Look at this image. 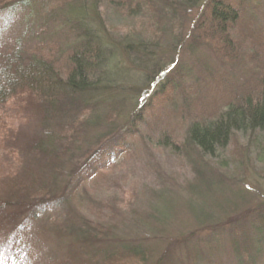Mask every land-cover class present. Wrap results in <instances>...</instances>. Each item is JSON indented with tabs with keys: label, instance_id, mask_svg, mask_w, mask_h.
<instances>
[{
	"label": "trees",
	"instance_id": "16d2710c",
	"mask_svg": "<svg viewBox=\"0 0 264 264\" xmlns=\"http://www.w3.org/2000/svg\"><path fill=\"white\" fill-rule=\"evenodd\" d=\"M37 1L0 0V35L20 26L16 41L0 39V152L6 158L0 176L7 172L0 177V264H202L195 248L213 253L225 239L232 253L225 264H264V206L228 227L217 215L223 227L204 228L213 240L153 257L140 232L162 234L167 214L180 205L161 185L148 188L152 201L141 219L134 211L118 221L125 195L119 200L107 191L122 182L128 187L125 173L139 160L140 144L164 149L171 141L170 152L195 176L191 184L180 177L179 189L190 198L214 181L228 188L227 166L237 170L229 177L240 175L241 153L224 157L236 133L258 139L264 162V0H93L86 8L80 0H57L54 8ZM99 1L118 17L133 20L143 11L151 19L125 23L124 33L112 30L103 20L109 12H95ZM192 10L198 18L185 34L181 19ZM171 41L176 54L163 59ZM205 48L246 80L208 69L190 76L177 66L185 54ZM138 83L144 89L130 98ZM174 124L180 136L172 134ZM204 157H219V167ZM99 183L106 203L94 193L105 194L95 188ZM209 215L197 219L200 229ZM127 228L135 234L126 235Z\"/></svg>",
	"mask_w": 264,
	"mask_h": 264
},
{
	"label": "rangeland",
	"instance_id": "374dc122",
	"mask_svg": "<svg viewBox=\"0 0 264 264\" xmlns=\"http://www.w3.org/2000/svg\"><path fill=\"white\" fill-rule=\"evenodd\" d=\"M42 0L37 1V6L39 2ZM47 6H56L57 0H46ZM57 1V2H56ZM81 3H83V8L88 7L89 4L94 6L93 0H80ZM235 2V1H234ZM59 3H62V0H59ZM56 4V5H55ZM34 6V7H35ZM40 6V5H39ZM38 6V7H39ZM54 8V7H53ZM97 8V11H105V9L109 12L107 17L104 20L108 25L111 26L112 30H119L121 33L127 32L128 29L124 27L125 23H129L130 21H133V23L136 26H139L142 21L145 20V16L147 15V18L145 21L150 20L151 16H149L148 13L140 11L138 14V18L130 19V18H122L116 16L118 14V11H116L112 8H109L107 6L106 2L99 1L97 3V7H94V9ZM191 10V9H190ZM55 11H57L55 9ZM61 13L60 11H58ZM197 10H192L187 13V17L181 19L182 27L187 31L193 26V23L197 21L198 15ZM119 15V14H118ZM150 17V18H149ZM104 22H101L104 24ZM61 23V22H59ZM66 24V23H62ZM59 27L60 25L57 24ZM38 26V23H37ZM107 28V26L104 24L101 28ZM20 26H18L17 23H15L12 27H9L8 29L4 30V34L0 35L1 40H5L8 38L9 40L19 39L20 37V31L18 29ZM21 30V29H20ZM33 32H36V27L31 30ZM111 32L110 30H108ZM181 33H184L181 31ZM188 31L185 33L187 34ZM16 41V40H14ZM171 47L168 49H164V55H162L163 59H168L173 53V57L175 56L176 52L174 53V50L176 49L174 46V43L171 41L169 43ZM22 44H18V47H21ZM173 51V52H172ZM123 58V57H122ZM121 59V58H120ZM179 60V58H178ZM141 65V64H140ZM182 66L184 69H189L188 72L190 73V76H199L202 74V71H206V69L211 72V74L216 75L219 73L224 75H233L232 80L234 82L243 83V81L246 80L245 76H242V74L235 72L233 69L229 68V66H222L220 63L216 62V59L214 58L213 54L208 51V49H201L199 51H194L192 55L185 54L183 56V59L177 63V66ZM136 67H139V64L135 65V70L137 71ZM215 73V74H214ZM226 77V76H224ZM202 83V82H201ZM200 83V84H201ZM143 83H138L133 87V91L130 93V98H132L135 94L141 93L144 89ZM130 103V102H129ZM123 106V105H119ZM130 109V104L126 105V109ZM166 123V122H165ZM173 124V123H172ZM170 130L172 131V134L175 136H180V128L177 125H170ZM165 127L163 124L160 127L161 131L162 128ZM164 131V130H163ZM262 131H257L256 135L259 133V136L262 135ZM167 133V132H166ZM254 135V134H253ZM179 138V137H178ZM167 140H173L172 137H168ZM258 140V139H257ZM254 141V138L250 135L244 136L236 133L234 135V139L229 143L227 148V153L224 157L229 158L232 155L238 156L237 153H241L243 158V168L238 169V173L240 175H234L237 179L234 180V177H229L231 172L237 171L234 167L227 166L226 170L229 172L227 175H229L224 182H226L228 188H222L217 185L216 181L212 182L209 187L206 189H203L199 191L195 197L196 198H190L187 197L188 195H185L183 189H179L180 185L182 184V181L184 179L185 182L192 183L191 181L194 180L195 176L191 172L192 169L189 168V166L186 164V162L175 153L172 154L170 152L169 148L171 147V141L168 142V146H164L163 148L156 149L154 147L148 146L147 144L139 145V149H136L135 157L139 158L138 161L135 163L130 164L129 167V173H125L127 177V184L128 187H124V183L118 184V188L112 191V189L107 190L109 194L113 198H118L120 200L121 195H125L123 199L126 200V202L123 203V211L118 213L115 217V220H123L127 219L131 216L130 212H136L139 216V219H141V216L143 213H146L148 209V205L151 203V199H148L146 194L149 192L147 191L148 188L152 189L154 187H163V189L169 191L168 192V199H172L174 202H176L179 206L178 210H172L170 211L166 216L168 217L169 221L167 222V226H165L167 229L161 230L164 231L162 234L157 233L155 231L151 230H142L140 232V236L145 241V244H147L152 252H154L155 255L151 254L153 257H160L165 252L175 250L185 246V243H193L194 241H209L211 238L209 237L211 233L208 231H205L207 225H210L211 223L215 224L218 227H223L219 221L220 217L224 220V222H221L224 225V227L232 226L233 224H237L239 221H249V217L253 214H255V210L257 207H263L264 206V162L262 159V156L259 155L258 152V141ZM140 152L142 154H140ZM231 154V155H230ZM142 158H144V161H140ZM219 157L215 158H207L204 157V160L208 164H213L216 167H219L217 164L219 163ZM6 158L5 155L0 152V169L4 167L2 164H4ZM12 161V160H11ZM7 163L9 162V158H7ZM246 167V169H245ZM2 173L0 177L3 178V176L6 174ZM214 173V172H212ZM215 175H220L218 172L215 171ZM213 175V176H215ZM183 176V179H180V177ZM230 178V179H229ZM4 179V178H3ZM3 179H0V185L3 181ZM164 181L163 184L161 181ZM114 186V185H111ZM155 188V190H158V188ZM100 188V190H103L105 193L104 195L100 191L94 192L97 195V198L102 199V202L105 201L106 203L107 197L105 196L107 194L105 188L102 186V183H99L97 187ZM146 188V189H145ZM122 189V190H121ZM2 189H0L1 191ZM156 192V191H155ZM156 195V194H155ZM110 196V197H111ZM156 197V196H154ZM155 201V200H154ZM181 202V203H180ZM184 204V205H183ZM127 205V206H125ZM183 205V208L181 210L180 207ZM120 206V205H119ZM149 211V210H148ZM215 212L216 214H213ZM214 215L212 217L208 216L207 222L204 223L206 225L202 229L201 226L197 225V219L201 217L203 214L208 215ZM221 213V214H220ZM199 215V216H198ZM217 215H220V217ZM251 219V218H250ZM219 220V221H218ZM156 223H164L161 220L156 221ZM123 227V224L118 228L119 233L121 232L120 228ZM161 227V226H160ZM164 229V228H163ZM203 230V231H202ZM208 232V233H207ZM129 233V235L133 236L135 233L133 231L126 230V235ZM227 232H224V239L227 238L226 236ZM124 235V234H120ZM222 235V236H223ZM153 237L155 239H153ZM166 238V239H165ZM165 239L167 243H165ZM189 239V240H188ZM158 240V241H157ZM186 240H188L186 242ZM213 240V239H211ZM161 241H164L162 245H158ZM158 246V247H157ZM213 246V245H212ZM56 249L59 250H67L61 245H56ZM55 247H52L51 250L48 247V252L51 251L54 252ZM202 248V247H201ZM206 247H203L201 250L198 246L195 248V251H197L196 259L200 260L202 264H207L206 261H213L218 260L221 261L223 264L227 262V260L231 257L232 253L230 250V245L228 243V239H225L220 242L219 245V253L218 255H214L213 253H217V250H214L215 252L212 253L209 252L210 249H205ZM42 249V248H41ZM47 249V248H46ZM64 249V250H63ZM191 247H189L190 251ZM47 250H44L40 252V256L47 255ZM51 252V254L55 253ZM199 252H203V254H198ZM58 254V253H57ZM56 254V255H57ZM1 259V256H0ZM230 264H235V262ZM260 264V263H259ZM263 264V262L261 263Z\"/></svg>",
	"mask_w": 264,
	"mask_h": 264
}]
</instances>
